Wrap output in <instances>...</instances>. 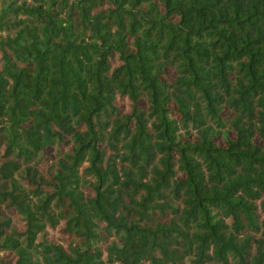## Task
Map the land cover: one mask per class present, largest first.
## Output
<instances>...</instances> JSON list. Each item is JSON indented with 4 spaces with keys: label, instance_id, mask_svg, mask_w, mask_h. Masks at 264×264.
<instances>
[{
    "label": "trees",
    "instance_id": "1",
    "mask_svg": "<svg viewBox=\"0 0 264 264\" xmlns=\"http://www.w3.org/2000/svg\"><path fill=\"white\" fill-rule=\"evenodd\" d=\"M0 264H264V0H0Z\"/></svg>",
    "mask_w": 264,
    "mask_h": 264
}]
</instances>
